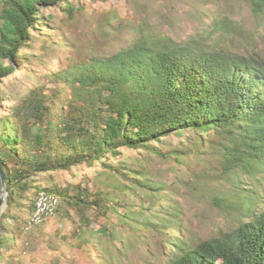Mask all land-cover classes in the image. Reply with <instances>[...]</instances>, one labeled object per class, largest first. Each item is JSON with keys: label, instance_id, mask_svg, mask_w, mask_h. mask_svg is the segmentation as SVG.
<instances>
[{"label": "trees", "instance_id": "16d2710c", "mask_svg": "<svg viewBox=\"0 0 264 264\" xmlns=\"http://www.w3.org/2000/svg\"><path fill=\"white\" fill-rule=\"evenodd\" d=\"M60 1L64 0H0V82L15 72L21 62L19 51L33 38L35 24L46 21L41 8ZM245 2L255 19L264 21V0ZM56 78L69 91L60 112L53 108L58 105L56 99L62 89L51 95L32 89L0 117V166L8 191L7 209L35 186L30 178L37 173L91 166L105 154L116 156L123 148L155 150L152 142L162 137L194 132V150H173L162 157H170L178 165L199 147L217 148L222 175H232L234 194L230 202H238L237 225L192 243L181 236L185 228L177 223L178 212L173 207L153 211V202L144 213L137 214L131 213L127 205L129 209L116 230L107 226L98 230L113 240L122 228L127 243H131L115 245L111 253L102 240L97 241L95 245L105 256L104 264H128L129 253L130 264H135L138 254H133L131 246L146 236L136 239L133 231L141 230L150 233L147 236L151 238V248L145 252L141 247L142 264H264V202L258 207L255 196L245 197V203L235 198L241 188V172L264 173L263 57L256 52L227 53L184 45L156 48L134 43L109 56L71 64ZM120 173L127 180L136 177L120 193L143 187L157 198L165 192L162 186H149L136 175ZM35 189L33 210L40 189L53 192L49 188ZM72 190L70 195L55 189L64 203L76 208L82 223L90 220L86 210H100L106 216L115 209L104 194L90 199L88 189ZM213 201L227 204L217 195ZM60 206L59 198L57 214ZM48 220L34 225L29 220L28 225L38 227ZM77 236L83 239L82 232ZM10 239L1 235L0 250Z\"/></svg>", "mask_w": 264, "mask_h": 264}, {"label": "rangeland", "instance_id": "374dc122", "mask_svg": "<svg viewBox=\"0 0 264 264\" xmlns=\"http://www.w3.org/2000/svg\"><path fill=\"white\" fill-rule=\"evenodd\" d=\"M40 13L46 21L35 24L33 38L19 51L21 62L15 72L0 82V117L32 89H41L47 95L62 89L56 99L58 105L53 108L60 112L69 91L56 78L57 74L71 64L109 56L134 43L156 48L184 45L227 53L256 52L264 58V21L255 19L245 0H64L41 8ZM196 136L189 131L173 133L152 142L155 150L123 148L116 156L105 154L91 166L82 164L35 174L30 178L35 186L2 213L0 237L7 235L11 239L0 250V264H104L105 256L95 245L97 241L102 240L111 253L115 245L131 243H127L122 228L113 240L98 230L105 226L116 230L129 209L127 205L131 213H144L153 202V211L173 207L178 212L177 223L185 228L181 236L192 243L231 230L238 222V202H230L234 194L232 175H222L219 150L204 145L196 153L191 151L178 165L172 158L162 157L173 150H194L192 142ZM120 172L136 175L149 186H162L165 192L157 198L143 187L120 193L121 188L136 179L127 180ZM239 178L241 188L235 198L245 203V197L255 196L260 207L264 202V173L241 172ZM36 187L55 192L61 206L55 217L31 227L28 222ZM76 187L88 189L90 199L104 194L115 209L106 216L100 210H86L90 220L82 223L76 208L64 203L55 191L63 189L71 195ZM212 195L225 199L227 204L214 202ZM81 232L84 242L77 236ZM133 232L136 239L146 236L131 246L133 254H138L135 264H142V248L145 252L151 248V238L147 236L150 233Z\"/></svg>", "mask_w": 264, "mask_h": 264}, {"label": "built area", "instance_id": "2783aa9c", "mask_svg": "<svg viewBox=\"0 0 264 264\" xmlns=\"http://www.w3.org/2000/svg\"><path fill=\"white\" fill-rule=\"evenodd\" d=\"M59 207L58 195L40 189L35 199V208L30 216L29 224H40L57 214Z\"/></svg>", "mask_w": 264, "mask_h": 264}, {"label": "water", "instance_id": "95a60500", "mask_svg": "<svg viewBox=\"0 0 264 264\" xmlns=\"http://www.w3.org/2000/svg\"><path fill=\"white\" fill-rule=\"evenodd\" d=\"M0 182H1V191H0V233H1V216L4 209L7 206L8 191L5 181L4 172L0 166Z\"/></svg>", "mask_w": 264, "mask_h": 264}]
</instances>
